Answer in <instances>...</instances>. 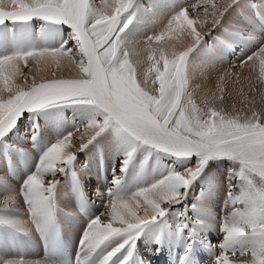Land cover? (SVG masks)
<instances>
[{
  "label": "snow or ice",
  "instance_id": "1",
  "mask_svg": "<svg viewBox=\"0 0 264 264\" xmlns=\"http://www.w3.org/2000/svg\"><path fill=\"white\" fill-rule=\"evenodd\" d=\"M237 2L223 0L219 5L212 4L208 15L213 29L220 27ZM133 4L134 0H101L100 6L90 0H0V24L42 17L55 24L69 25V41H75L66 49L33 48L0 58L3 85L0 87V137L16 124L25 110L34 111L58 102L94 104L102 116L84 126L90 139L85 142L81 135L79 149L73 145L74 133L51 144L40 156L35 172L25 181L23 199L34 216L47 218L55 203L59 183L56 173L63 172L75 160L77 151L84 150L113 125L177 159L196 156L197 160L183 171H170L131 196L111 197L108 210L88 223L81 239L82 248L94 250L109 238L126 234L127 238L109 252L104 261L107 264L127 246L128 255L121 261L127 264L143 227L164 217L172 205L185 203L190 186L210 160L228 157L238 160L242 167L230 171L236 183L230 180L225 190V215L219 229L223 240L214 246L220 249L215 264H264V79L257 77V82L249 80L242 86L239 90L241 107L236 109L233 105L231 112L217 108L214 102L225 101V87L219 89L220 95L214 93L210 100L205 94L198 103L189 83L188 59L209 33L198 31L197 21L189 18L186 9L180 10L167 21L166 30L171 34L186 29L191 46L170 57L163 52L158 56L155 49H149L151 54L146 59H141L137 53L133 60L129 51L121 49V33L132 22L134 14L129 15L126 22L123 18ZM251 35L261 42L260 47L241 60L239 66L252 62L249 67H254L258 58L260 73L264 75V37ZM164 36L165 32H161L146 41H160ZM57 55L65 61V68L78 69L79 74L74 78H50L39 83L33 77V83L27 88L14 86L13 78L17 73L23 74L21 62L27 67L32 58L36 64L47 61L51 66ZM142 64H147L146 70L138 71ZM227 75L225 72L218 77L221 84L226 82ZM234 83H239V77ZM128 162L126 159L124 166ZM45 176L49 178L47 183ZM189 207L196 209L204 205L185 204L186 210ZM102 216L106 222L102 221ZM5 264L27 262L17 260ZM36 264H48L47 258Z\"/></svg>",
  "mask_w": 264,
  "mask_h": 264
},
{
  "label": "rangeland",
  "instance_id": "2",
  "mask_svg": "<svg viewBox=\"0 0 264 264\" xmlns=\"http://www.w3.org/2000/svg\"><path fill=\"white\" fill-rule=\"evenodd\" d=\"M158 1L162 6L166 4V2L171 3L174 0ZM197 1L198 0L179 1L183 5L182 9L187 10L189 17L199 18L203 23L205 20L208 21L207 24H203L202 34H209L204 35L201 43L190 54L188 59V72L190 73L191 80L196 84V94H199L197 95L198 103L200 98L204 97L205 94L210 100L213 98L214 93L220 95L221 93L219 92V89L222 85H217L218 82H220L218 77L224 76L223 74H225V72H229V77L226 78V86L223 85L226 89L223 93L226 97L225 101L223 103L218 101L219 104L217 101H214L217 108H223L224 110L229 111L232 108L233 102L235 103L234 100L241 99L239 90L242 86L247 85L249 80L253 83L257 82V77L264 79V75L260 73V63L258 58L255 61L254 67H249V64L252 62L244 64L242 67L239 66L241 60L252 55L260 47L261 42L256 40L255 36L251 34L264 37V0H238V2L228 11L224 22L220 27L215 29H213L211 18L208 13H211L212 11V4L219 5L223 0H203V4L205 5L202 8L195 9L194 3ZM90 2L99 6L101 0H90ZM150 8L151 6L148 0H134L133 8L130 9L129 13L125 14L123 18L126 22L128 16L134 14L132 22L128 24V27L121 33V49L122 51H129L130 56L134 55L136 57L137 53H139L140 56L141 54L142 56L145 54L144 50H141L142 48H140V45L145 43L148 35L146 28L142 24V18L143 20L149 19L148 11ZM204 8H207V15L205 18L203 16L204 11L197 13V11ZM229 19L230 21H228ZM225 21L231 23V25ZM47 26L54 29L55 32L60 35L59 38L61 40L59 41V44H54L51 48L63 47L66 49L75 43L74 40L69 41V33L71 32L69 25L55 24L44 20L42 17H33L26 22L5 21L4 24H0V29L5 33H12L15 35L14 39L17 44L16 53H18L33 49L35 47L34 42L38 38L39 32ZM66 41L69 42L66 43ZM218 47L220 48L218 49ZM201 49H205L207 57L204 56V51V54L200 53ZM213 52L216 53L213 54ZM214 55L216 57H214ZM144 57H146V55ZM21 69L23 74H20V77L17 79V84L25 88L31 86L33 83V77H35V81L39 83L50 78H74L79 74L78 69L69 70L64 68L57 70L56 68L51 67L48 71L47 78L44 77L42 79L36 71L34 60L32 58H29L27 67L22 63ZM25 77L27 79H25ZM237 77H239V83H234L233 80L235 81ZM243 90L247 93L246 87H244ZM4 98H7L6 94ZM93 118L101 119L102 116L98 107L90 103L58 102L34 111L25 110L18 118L16 124L0 137V209L12 212L17 211V213L31 217L32 213L30 211V206L23 199V194L21 192L28 176L35 172L40 156L51 146L52 143L69 133H74L73 145L75 146V149H79V138L81 135L84 136L85 142L90 139V135L87 137V131L84 129V126ZM143 149L144 152L148 153L150 160L152 158H158L160 161L159 163H161L160 165H163L162 167L164 169L165 167H168L169 170L166 169L167 173H169L170 170L183 171L185 168L195 164L197 160L196 156H192L189 159H177L172 154L164 152L163 150L154 147L152 144L144 143L142 140L135 139L128 133L120 131L115 126L110 125L84 150L77 151L75 160L70 165H67L63 172L56 173L59 183L55 190L54 205L64 208H59L61 210L71 208L72 212L77 210L78 206L83 207L87 204L90 207L92 205V209L88 208V210L92 211V217L94 218L97 212L98 215L101 216L102 213H105L108 210L109 199L115 195L119 190L120 184L122 185L123 181L126 179L128 173L127 170L131 169L129 167H132L131 165L133 162L144 155ZM129 153H131V156H129ZM20 158L23 161L20 160ZM126 159L129 162L124 166V161ZM241 167L242 165L238 160L228 157L210 160L204 168L203 173L190 186L188 200L185 203L172 205L171 209L164 217L156 220L158 221V224H160V231L156 236H153L149 231L150 226L148 227V224L145 225L138 236L141 239V242L151 243L153 241L158 240L159 242V240H161V242L166 245V242L168 241L167 238L171 235H178L179 237L185 235L188 237L193 234L195 239L200 237L195 240L196 243L200 240L199 242L202 243L200 245L201 247L205 244H209L207 248L210 250L209 252L212 253L211 256H216L220 249L214 246L219 245L223 240V234L219 229L222 218L225 215V190L230 180L232 183H236V180L231 178L230 171H238ZM167 173L159 174L154 182H157L160 179H158L160 175L163 178L165 176L164 174L167 175ZM48 179L47 176L44 177L45 183L48 182ZM117 179H119L118 184L116 183ZM150 182L152 183L153 181ZM64 184L70 185L73 190L72 194H62L60 192ZM149 185L151 184H146V187ZM8 188L18 190L19 194L16 193L10 198ZM213 189H216L219 195L215 190L212 191ZM89 190L90 193H86V191ZM213 192L216 193L213 194ZM69 195L72 197L73 201L69 199ZM201 196L209 199L210 206L204 205L201 209H193L191 207L187 210L185 209V204L190 205L192 203H198L199 200L197 201V199ZM77 197L81 198L79 202L75 200ZM199 215L200 220L198 218ZM35 217L37 220L39 219L38 216ZM35 217L32 214V218H30L29 222L32 226L29 230L31 232L37 230L36 233H32V238L40 233H38V231H41L42 229V233L57 221L53 222L52 220L54 218L51 220L53 223L50 221V224L41 221L40 223H44L41 227L39 223L37 224V220L34 221L33 218ZM206 218H210V220L212 219V222L210 220L208 221L211 225H214L213 229L209 231V238L204 235V231L201 229L193 228L199 224V221L203 219L206 220ZM101 219L106 222L105 217L102 216ZM185 223H187V227H184ZM12 233L13 229L0 224V238ZM206 241L207 243H205ZM201 247L199 248L201 249ZM126 248L127 246L125 249ZM0 253H3V251ZM3 257V254H0V260H3ZM21 259L26 260L27 258L22 257ZM230 259H232L231 256Z\"/></svg>",
  "mask_w": 264,
  "mask_h": 264
},
{
  "label": "bare ground",
  "instance_id": "3",
  "mask_svg": "<svg viewBox=\"0 0 264 264\" xmlns=\"http://www.w3.org/2000/svg\"><path fill=\"white\" fill-rule=\"evenodd\" d=\"M148 1L150 3V6H151V8L148 11L149 19L148 20H143V18H142V24L146 28V32H147V35H148L147 38H149L150 36L158 35L161 32H165V36L160 41L153 40L151 43H147V41H145L144 44H141L140 45V48H142L141 50H144V52H145L144 56L145 55L147 56V55H150L151 54V52L149 51V49H155L158 56L161 54V52H163L164 55H167L169 57L174 52L187 50V48L189 46H191L192 40L187 37V30L186 29H184V30L178 29L175 32H172L171 34H169L167 32V30H166L167 21L173 15H175L177 12H179L180 10H183L182 9L183 8V5L179 2L180 0L179 1L178 0H174L171 3L170 2H166V4H164L162 6H161V4L159 3L158 0H148ZM203 2H204L203 0H198L197 2L194 3V5H195L194 8L195 9L202 8L205 5V4H203ZM100 4H99V6H100ZM260 8H261V6H260ZM254 9H255V7H254ZM201 11H204L203 16L205 18V16L207 15V13H205V8L202 9V10H200V11H197V13H200ZM247 11H249V10H247ZM263 12H262V14H263ZM189 18H191V17H189ZM191 19L197 21V24L195 26L197 27V30L202 33L203 24L204 23L199 18H191ZM228 21H230V19ZM225 22H227V21H225ZM231 22H233V21H231ZM227 23H229V22H227ZM229 24L231 25V23H229ZM59 36L60 35H58L55 32L54 29H51L50 26H47V27L43 28L39 32V36H38V38L34 42L36 49H39V48H51V46H53L54 44H59L60 43L59 41H61L60 38H59ZM14 37H15V35H13L12 33H5L2 29H0V53H2V54H0V58L5 57V56H9V55L16 54L17 44H16V41H15ZM223 37H224V35H223ZM240 37H242V36H240ZM246 45H248V44H246ZM219 48L220 47H218V49ZM201 50H200V53H203V51H204L205 54L204 53L203 54H204V56H206L207 53L205 52V49H201ZM216 50H217V48H216ZM213 51H215V50H213ZM214 53H216V52H213V54ZM203 54H202V56H203ZM144 56H142V54H141L140 58L141 59H146V57H144ZM216 56H217V54H216ZM216 56L214 55V57H216ZM136 57L134 55L131 56V58L133 60H135ZM203 60H205V59H203ZM57 62L60 65L59 67H57ZM217 62H218V60H217ZM22 63L23 62H21V64H20V68L22 66ZM64 63H65V61L61 57H59V55H57V57H56V62H53L51 64V66H49V64H48L47 61H45L44 63H41V64H36L35 61H34V65H35L36 71L41 76L42 79L44 77L47 78L48 71H49V69L51 67H54L57 70L64 69L65 68L64 67ZM146 67H147V64H142L140 66V68H139L138 71H145L146 70ZM20 74L21 73H17L16 76L13 78V84L15 86L17 84V79L20 77ZM227 77H229V75H227ZM242 78H243V76H242ZM233 82H234V80H233ZM189 83L191 85V88L193 90H195V95L197 97V95H199V94L198 93L196 94V89H195V85L196 84H195V82H193L190 79V82ZM217 85L218 86H221V85L222 86L223 85L226 86V82L224 84H221V82H218ZM230 85H232V84H230ZM2 86H3L2 85V80H0V87H2ZM17 86H19V85L17 84ZM236 100H234L235 103L233 102L232 108L229 110L230 112L233 110V105H235V108L236 109H239L241 107V104L239 103V99H236ZM231 102H232V100H231ZM217 103H218V101H217ZM228 103H230V102H228ZM218 104H216V105H218ZM225 111L226 112H229L228 110H225ZM89 135L90 134L87 131V137ZM143 152H144V149H143ZM145 153L146 152H144V155H142L140 159H138V160H136V161L133 162V164L131 165L132 167H129L131 169L130 170H127L128 173L126 175V179L124 180V178H123L124 184H122V185L120 184L119 190L115 193V195L113 197H115V196H120V197H128V196H131L138 189L143 188V186L146 187V184L148 185V184L155 183L154 180H155V178L159 174H161V173H167V170H169L168 167H165V169H164L162 167L163 165H160L161 163H159L160 161L158 160V158H152L150 160V158L148 156V153H146V154ZM140 154H143V153H140ZM154 156H155V154H154ZM156 156H157V153H156ZM164 175H166V174H164ZM159 178L160 179L162 178L161 175L158 177V179ZM143 181H145V182H143ZM150 181H153V182L151 183ZM211 188H213V187H211ZM8 190L10 192L9 193L10 194L9 195L10 198H12L16 193H18V190H14L12 188H8ZM214 190L216 191V189H213L212 191H214ZM72 191L73 190H72V188L70 187L69 184H64L63 187H62V189L60 190V192L62 194H66V193L72 194ZM215 193L213 192V194H215ZM217 194L219 195L218 192H217ZM83 198H85V197H83ZM196 198H198V197H196ZM69 199L71 201H73L71 196H70ZM80 199L81 198L77 197V199H75V200L79 202ZM197 201H198V199H197ZM198 203H202L203 205H206L207 206V205H209V199H206V197L203 198V196H201L200 199H199V201H198ZM57 206L58 205H54L51 214L47 218L39 217V219L37 220V218L34 216L36 219L35 218H33V219H34V221L37 220L36 221L37 224L39 223V225H41V227H42V224H44V223L50 224L49 222L54 218L52 221L53 222H55L56 220L59 221V223L61 224L64 232L66 233V236H67L68 240L70 242H75L78 239L79 235H80V230L82 228H84V227L87 228L89 219L92 217V211L89 210V215L87 217H85V216H82L79 213V209H80L79 206H78V209L77 210H74V212H72V209L71 208H67V210L66 209L65 210H61L63 207H61V206L60 207L59 206L57 207ZM91 206L89 207V205L85 204L83 207L84 208L86 207L87 209L88 208H91L92 209ZM59 208H61V209H59ZM199 209H201V208H199ZM24 213L26 214L25 211H24ZM200 215L198 216V218L200 217ZM30 218H32V214H31V217H30L28 215H24V214L17 213V211L16 212H12V211H5L3 209H0V224H3V226H6V227H9V228L13 229V233L12 234H9L7 236H3L2 238H0V246L2 247V248L0 247L1 248L0 249V252L3 251V253H0V254H3V256H4L3 257L4 259L3 260H0V263L1 264H5V262H7V261L22 260L21 259L22 257L27 258L26 260H24V261L27 262V264H36V262L45 260V257H39V252L40 251H37L36 246L34 244V238L36 236L33 237V238L31 237L32 236V233H36L37 230L35 232H31L29 230V228L32 227L31 224L29 223L30 222ZM94 218H96V217H94ZM199 220H200V218H199ZM208 220H210V218L209 219L206 218V220L203 219V220L199 221V224L196 227L195 226L193 227V228H199L202 231H204L203 233H204V235L207 236V238H209L208 237V235L210 234L209 231H211V229H213V226H214L213 224L211 225V223ZM41 221L42 222L44 221V223H40ZM147 226L148 227L150 226V228H149L150 230L149 231L153 234V236L154 235L156 236L159 233V231H160V224H158V221H156V222L153 221L152 223H149ZM201 230H199V231H201ZM41 231H42V229H41ZM41 231H38V233L39 232L41 233ZM29 232H31V233H29ZM0 237H1V235H0ZM126 238H127V235L126 234H121L118 237L117 236L116 237L114 236V237L109 238L107 241L104 242V250H103L104 254L107 255L109 252L113 251ZM81 239H82V237H81ZM18 241L21 242L22 249H24V251H25L24 253H21L22 250L19 247ZM28 241H30V242H28ZM31 241H33V243ZM135 243H136V240H135ZM205 243H207V241ZM155 245H156V243H155ZM159 245H157V248H159ZM208 245L209 244H205L202 247L201 246H199V247H201V249H202L205 246L207 247ZM126 249H129V248L127 247ZM82 250L84 252H88L89 251V250L84 249V248H82ZM212 256H214V255H212ZM47 262H48V264H52L48 259H47Z\"/></svg>",
  "mask_w": 264,
  "mask_h": 264
}]
</instances>
